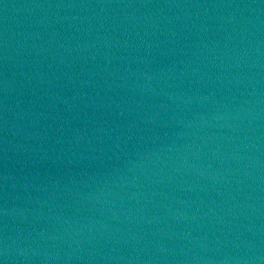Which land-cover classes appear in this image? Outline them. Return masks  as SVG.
<instances>
[{"label":"water","instance_id":"obj_1","mask_svg":"<svg viewBox=\"0 0 264 264\" xmlns=\"http://www.w3.org/2000/svg\"><path fill=\"white\" fill-rule=\"evenodd\" d=\"M0 264H264V0H0Z\"/></svg>","mask_w":264,"mask_h":264}]
</instances>
